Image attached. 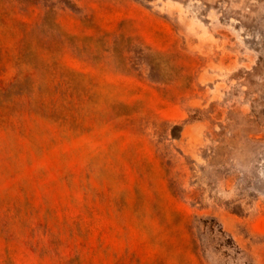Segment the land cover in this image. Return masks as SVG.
Listing matches in <instances>:
<instances>
[{
	"label": "rangeland",
	"instance_id": "374dc122",
	"mask_svg": "<svg viewBox=\"0 0 264 264\" xmlns=\"http://www.w3.org/2000/svg\"><path fill=\"white\" fill-rule=\"evenodd\" d=\"M0 264H264V0H0Z\"/></svg>",
	"mask_w": 264,
	"mask_h": 264
}]
</instances>
